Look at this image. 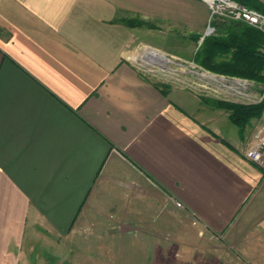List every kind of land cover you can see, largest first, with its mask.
Masks as SVG:
<instances>
[{
  "label": "crops",
  "instance_id": "obj_1",
  "mask_svg": "<svg viewBox=\"0 0 264 264\" xmlns=\"http://www.w3.org/2000/svg\"><path fill=\"white\" fill-rule=\"evenodd\" d=\"M132 29L123 0H0V264H55L67 245L152 235L172 213L226 242L211 257L264 264L249 137L142 72Z\"/></svg>",
  "mask_w": 264,
  "mask_h": 264
},
{
  "label": "rangeland",
  "instance_id": "obj_2",
  "mask_svg": "<svg viewBox=\"0 0 264 264\" xmlns=\"http://www.w3.org/2000/svg\"><path fill=\"white\" fill-rule=\"evenodd\" d=\"M262 2L264 6V0ZM123 18L126 24L128 20L136 21V25H132L135 44L127 49L128 53L152 48L168 58L167 62H161L151 55L133 60L156 83L187 87L202 101L208 97L236 104H264V79L217 72L201 61L208 59L238 71L247 68V73L254 71L264 76V65L253 64L243 50L220 43L212 44L209 49L203 45L206 37L224 40L231 34L238 35L264 53V23L255 26L223 15L212 16L204 0H123ZM151 60L155 62L151 63ZM211 73L221 74L225 79L215 80ZM208 105L228 115L232 122L229 110L215 104ZM233 124L239 133L237 142L244 145L255 128L264 124V109L242 131ZM259 167L264 171V162ZM164 222L159 227L160 232L152 235L134 234V238L126 233L116 234V237L111 235L91 240L84 250L67 245L56 257L55 264H210L211 261L225 264L231 260L210 256L209 250H221L224 241L220 238L218 245L210 232L189 214L183 217L172 213Z\"/></svg>",
  "mask_w": 264,
  "mask_h": 264
},
{
  "label": "trees",
  "instance_id": "obj_3",
  "mask_svg": "<svg viewBox=\"0 0 264 264\" xmlns=\"http://www.w3.org/2000/svg\"><path fill=\"white\" fill-rule=\"evenodd\" d=\"M245 6L249 8H254L259 10L260 12L264 13V6L262 0H236ZM256 7V8H255ZM128 25H136L135 20H128L127 21ZM214 43H220L226 46H235L239 48L240 50H243L246 52L250 58L251 62L253 64H261L264 65V53L260 52L259 50H256L252 47V45L247 42L246 40L240 39L238 35H231L230 37L224 40L221 39H216L213 37H206L203 41L204 48H208L214 44ZM202 63L208 67L209 69H212L217 72L221 73H227V74H239V75H244V76H250L255 79H264L262 75L258 73H254V71L251 72H246L245 71H238V70H233V68L226 67L225 65H220V64H214L210 62L208 59H202ZM162 85V84H159ZM163 86L167 87V84H163ZM203 101L208 103V104H215L218 107L225 108L230 111V119L232 120L233 123H235L241 131L246 127L247 123L255 117H259L262 114V111L264 109V104L259 103V104H236V103H231V102H226L223 100H217L213 98H208L205 97L203 98ZM214 106V105H213Z\"/></svg>",
  "mask_w": 264,
  "mask_h": 264
},
{
  "label": "built area",
  "instance_id": "obj_4",
  "mask_svg": "<svg viewBox=\"0 0 264 264\" xmlns=\"http://www.w3.org/2000/svg\"><path fill=\"white\" fill-rule=\"evenodd\" d=\"M204 1L210 7L212 16L223 15L228 18L243 20L255 26H261L264 23V13L260 12L257 9L249 8L236 0H204ZM211 29L212 28L209 27V30ZM137 66L139 67L138 64ZM210 76L215 80L219 79L212 73L210 74ZM254 83L256 84V82ZM243 154L247 159L252 161L254 164L258 166L263 164L264 162V124H261L255 128L250 138L248 139V142L243 151ZM176 204L179 207H183V203L180 201H177Z\"/></svg>",
  "mask_w": 264,
  "mask_h": 264
},
{
  "label": "bare ground",
  "instance_id": "obj_5",
  "mask_svg": "<svg viewBox=\"0 0 264 264\" xmlns=\"http://www.w3.org/2000/svg\"><path fill=\"white\" fill-rule=\"evenodd\" d=\"M151 55L153 56V58H155V60H158V61H161V62H162V60H164L165 62L168 61V58H166L163 53L158 52V51H156L155 49H152V48H144V49H142L140 52L137 53L136 57L137 58L140 57V58L145 59L147 56H151ZM143 59H142V61H144ZM150 59H152V58H150ZM155 60H151V63L155 62ZM204 75H206V74H204Z\"/></svg>",
  "mask_w": 264,
  "mask_h": 264
},
{
  "label": "water",
  "instance_id": "obj_6",
  "mask_svg": "<svg viewBox=\"0 0 264 264\" xmlns=\"http://www.w3.org/2000/svg\"><path fill=\"white\" fill-rule=\"evenodd\" d=\"M212 74L215 75L219 79H223L224 78V76H222L221 74H216V73H212Z\"/></svg>",
  "mask_w": 264,
  "mask_h": 264
}]
</instances>
